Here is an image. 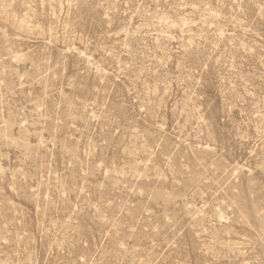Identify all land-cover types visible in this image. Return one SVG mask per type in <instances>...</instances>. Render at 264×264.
Masks as SVG:
<instances>
[{
  "label": "rangeland",
  "instance_id": "obj_1",
  "mask_svg": "<svg viewBox=\"0 0 264 264\" xmlns=\"http://www.w3.org/2000/svg\"><path fill=\"white\" fill-rule=\"evenodd\" d=\"M0 264H264V0H0Z\"/></svg>",
  "mask_w": 264,
  "mask_h": 264
}]
</instances>
